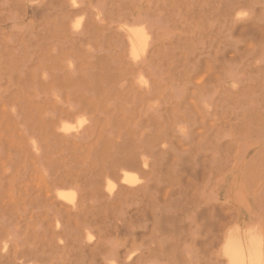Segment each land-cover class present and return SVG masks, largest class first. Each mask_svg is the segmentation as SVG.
Returning <instances> with one entry per match:
<instances>
[{"label":"rangeland","instance_id":"obj_1","mask_svg":"<svg viewBox=\"0 0 264 264\" xmlns=\"http://www.w3.org/2000/svg\"><path fill=\"white\" fill-rule=\"evenodd\" d=\"M70 1L0 0V264H108L158 244L159 264H264V0ZM134 22L151 68L126 84L107 44ZM144 135L159 142L149 174L125 171L147 194L120 192L115 158ZM54 188L95 218L94 255L62 250L43 215Z\"/></svg>","mask_w":264,"mask_h":264},{"label":"bare ground","instance_id":"obj_2","mask_svg":"<svg viewBox=\"0 0 264 264\" xmlns=\"http://www.w3.org/2000/svg\"><path fill=\"white\" fill-rule=\"evenodd\" d=\"M74 1V0H72ZM72 1H70L72 3ZM69 2V3H70ZM70 3V4H71ZM139 3V2H138ZM73 4H75L73 2ZM73 4H71L70 6H72ZM77 5V4H75ZM74 5V6H75ZM79 6V5H78ZM75 6V7H78ZM73 8V7H71ZM94 11V10H93ZM58 12V11H57ZM242 12V11H241ZM96 15V14H95ZM101 15V13H100ZM122 15V14H121ZM145 17V16H144ZM147 17V16H146ZM69 18V17H68ZM149 19V18H148ZM152 20V19H151ZM139 21V20H138ZM147 21V20H146ZM149 21V20H148ZM155 22V21H154ZM127 23V22H126ZM135 23V24H134ZM133 25H125V29L122 30V34L123 37H126V40H121L123 39V37L119 40L116 41H108V46H111L114 50H116L117 48L120 49V52H117L116 55V59L118 60L119 64H120V70H121V76L123 77L122 80L128 84L129 82H131L132 80L129 79V76L132 74L130 73L132 70L133 71H140V72H145L151 68V61H150V57L149 54L151 55V51L153 48H150L149 43L151 42L149 40V34L147 31L148 27H146L144 25V23H136L134 22ZM73 24V23H72ZM152 24V23H151ZM155 24V23H154ZM77 25V24H75ZM80 23L77 27H80ZM148 25V24H147ZM150 25V24H149ZM157 25V24H156ZM155 25V26H156ZM159 25H157L158 27ZM74 28H76L74 26ZM150 28V27H149ZM81 29V28H80ZM74 31V30H73ZM72 31V32H73ZM152 31V29H151ZM81 32V31H79ZM75 35V34H74ZM225 37V36H224ZM122 46H120L121 44H123ZM150 48V49H149ZM114 52V51H113ZM112 52V53H113ZM116 52V51H115ZM95 53V52H94ZM127 56L128 60H125V57ZM155 56V55H154ZM152 60V59H151ZM260 61V60H259ZM112 65V64H111ZM66 67V66H65ZM153 70V69H152ZM94 71V70H93ZM231 71V70H230ZM233 72V71H232ZM140 75H143L141 73H139ZM155 77V76H154ZM137 78V77H136ZM144 78V77H143ZM224 78V76H223ZM140 79V76H139ZM142 82V79H140ZM138 79H136V83ZM144 82V81H143ZM153 83V82H152ZM222 83V82H221ZM220 84V83H219ZM218 84V85H219ZM136 85V84H135ZM134 85V86H135ZM141 85V84H139ZM146 86V85H144ZM160 86V84L158 82L154 83V88L152 86L147 87L145 89L142 88L141 91L142 93H140V95L138 96L139 101L143 100L144 98H148V96H151L153 94V92H155L157 90V88ZM175 92V91H174ZM110 93V94H109ZM176 93V92H175ZM113 93L110 91H106V97L111 98ZM174 94V93H173ZM111 99L115 100V97H112ZM178 99V98H177ZM206 99V98H205ZM209 99V98H208ZM204 100V99H203ZM137 101V100H136ZM207 102V100L205 101ZM161 104H159L158 106H160ZM74 111V110H73ZM61 121V120H60ZM66 121V120H65ZM88 123V122H87ZM135 123V122H134ZM71 124V123H70ZM178 124V123H176ZM137 127V126H136ZM83 128V127H81ZM149 130H151L149 128ZM178 131V130H177ZM27 132V131H26ZM72 132V131H71ZM110 132V131H109ZM150 132V131H148ZM187 133V132H186ZM72 135V134H70ZM69 135V136H70ZM67 136V135H66ZM149 135H144L141 138H139L136 143H134V147L131 149L130 147H126V149L124 151L118 152V157L115 158V166L122 172V176H120L119 179V186L118 189L120 192L122 191H126L129 193H140L142 192L143 194H147V190L149 188V184H147L146 182L149 181V179L146 180V182L142 185H135L133 184V177L130 176V174L128 172L125 171V169L129 166V167H133V168H138L142 174L144 176H147L149 174V172L147 171V167H148V162H147V155H156V149L159 146V142H157L156 139L149 138ZM79 139V138H78ZM187 139V136H186ZM204 146V145H203ZM182 155H184L182 153ZM147 156V157H146ZM150 159V158H149ZM16 160V159H15ZM178 170V169H176ZM175 171V170H174ZM49 176V175H48ZM117 178L119 177L118 174L115 175ZM108 178V177H106ZM137 179V178H136ZM134 179V180H136ZM52 180V179H51ZM141 181V180H140ZM113 181H108L105 182L107 183V185L105 187H107L108 191L110 190V192L108 193V191H106V189H104L109 195H111L112 193V189L115 187L114 183H112ZM137 183V182H135ZM140 183V182H138ZM72 188V187H71ZM69 187L68 190L71 189ZM115 189V188H114ZM113 189V190H114ZM55 190V191H54ZM54 190L52 189L53 192H55L54 194H48V193H52L50 192V189L46 190V195L45 196V207L49 208L50 211L52 212V214H47L44 212L43 215H45V217H47L48 221L50 222V220L52 219H59L61 225L62 226V230L61 231H56L54 233V235H56L57 237H62L65 238V246H63V251L68 250L71 253H75V252H79V253H83L85 251H90L91 255H94V253H96L95 251L98 250V246L99 243H97V245L95 244L94 247H91L90 244V238L89 237V232H90V228L89 226L97 223L95 218L91 217V214L89 215V210L86 206L85 203H82V197L80 198V200L78 201L76 199V195L74 192L71 191H66V190H59L58 188H54ZM73 191V190H72ZM173 193V192H172ZM112 197V195H111ZM204 198V197H203ZM110 199V198H109ZM179 199V198H178ZM211 199V198H210ZM170 200V199H169ZM209 200V199H208ZM170 202V201H169ZM65 203V204H64ZM67 204V205H66ZM159 207V206H158ZM161 209V208H160ZM182 209V208H181ZM156 211V210H155ZM165 212V210H164ZM167 213V212H166ZM169 213V212H168ZM163 212L161 213L162 216ZM172 214V212H171ZM165 215V214H163ZM168 215V214H167ZM169 216V215H168ZM156 217V216H155ZM171 217V216H170ZM194 217V216H193ZM6 218V217H5ZM5 218H3L5 220ZM164 218V217H163ZM174 218V217H173ZM165 219V218H164ZM166 220V219H165ZM172 221V222H171ZM171 221H169V223L171 222V224L173 223V220L171 219ZM176 221V219H175ZM7 222H9L7 220ZM163 222V221H162ZM168 222V221H167ZM186 222V220H185ZM192 222V221H191ZM190 222V223H191ZM6 223V222H4ZM11 224V223H10ZM145 224V223H144ZM165 224V223H164ZM176 224V223H175ZM195 225V223H192V225ZM58 225V223H57ZM96 225V224H95ZM168 225V224H167ZM169 226V225H168ZM175 226V225H174ZM41 227V226H40ZM89 228L86 231H84L83 229L85 228ZM11 228V226H10ZM38 228V227H37ZM174 228V227H173ZM171 228V229H173ZM176 228V227H175ZM164 230V228H162ZM14 230V229H13ZM126 230V229H125ZM175 230V229H174ZM11 231V230H10ZM166 231V230H165ZM168 231V230H167ZM129 232V231H128ZM12 233L15 234L16 233L13 231ZM91 233V232H90ZM195 233V232H193ZM262 233V231H261ZM13 234V235H14ZM189 234V232H188ZM196 234V233H195ZM208 234V233H207ZM206 234V235H207ZM18 235V234H17ZM20 235V234H19ZM93 235V234H92ZM153 235V234H152ZM184 235V233H183ZM205 235V236H206ZM168 236V234H167ZM165 235V237H167ZM181 236V234H180ZM189 236V235H188ZM208 236V235H207ZM152 237V236H151ZM15 238V237H14ZM183 238V237H182ZM187 238V237H186ZM190 238V237H189ZM206 238V237H205ZM215 238V237H214ZM17 239V236L16 238ZM146 239V238H145ZM153 239V238H152ZM151 239V240H152ZM163 240V238H161ZM166 239V238H165ZM185 239V237H184ZM14 240V239H12ZM144 240V239H143ZM111 241V240H110ZM145 241V240H144ZM170 241V239L168 240ZM113 242V241H112ZM154 242V241H153ZM162 242V241H161ZM160 242V243H161ZM164 242V241H163ZM155 243V242H154ZM153 243V244H154ZM150 244V243H149ZM163 244V243H162ZM165 244V243H164ZM186 245V244H185ZM213 245V244H212ZM139 246V244H138ZM140 247V246H139ZM146 248V246H144ZM143 246L140 248H144ZM154 247V246H153ZM151 247L148 252H143L141 251V249L139 248V251H141L140 254H138L136 257H134L133 255V251H115V253L113 252V256L110 258H107V263L108 264H159V262L161 261V259L164 257V254L161 253V251L159 250V244L156 247ZM187 247V246H186ZM230 247V246H229ZM233 247V246H232ZM163 248V247H162ZM117 248L115 247V250ZM138 249V248H137ZM165 249V248H164ZM171 249V248H170ZM136 250V249H135ZM173 250V249H172ZM192 250V249H190ZM138 251V250H137ZM188 251V250H187ZM111 252V253H112ZM176 253V251H174ZM186 252V250L184 251ZM110 253V254H111ZM230 253V251H229ZM51 254V253H50ZM166 254V253H165ZM168 254V253H167ZM191 254V253H190ZM169 255V254H168ZM175 255V254H174ZM188 255V254H187ZM186 255V257H187ZM193 255V254H191ZM227 255L231 256L228 254V250H227ZM43 256V255H42ZM83 256V255H82ZM106 256V255H105ZM43 257H47L48 256H43ZM107 257V256H106ZM194 259L195 256L193 255ZM166 258V257H165ZM192 258V256H191ZM190 258V259H191ZM29 259V258H28ZM106 259V258H105ZM205 259V258H204ZM84 260V258L82 257L80 262ZM108 260L110 262H108ZM193 260V259H192ZM242 260V256L239 254H234L232 255V258L230 259L231 263L233 264H240ZM207 261V260H204ZM211 261V260H210ZM19 262V261H18ZM194 262V261H193ZM192 262V264H193ZM196 263V262H195ZM194 263V264H195ZM20 264H24V263H20ZM29 264V263H28ZM85 264V263H82ZM93 264V263H92ZM176 264V263H175ZM207 264V262H206Z\"/></svg>","mask_w":264,"mask_h":264}]
</instances>
